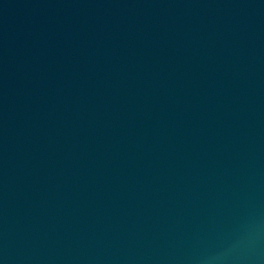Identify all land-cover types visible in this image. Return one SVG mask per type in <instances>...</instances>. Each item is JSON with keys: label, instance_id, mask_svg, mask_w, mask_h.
I'll use <instances>...</instances> for the list:
<instances>
[{"label": "water", "instance_id": "water-1", "mask_svg": "<svg viewBox=\"0 0 264 264\" xmlns=\"http://www.w3.org/2000/svg\"><path fill=\"white\" fill-rule=\"evenodd\" d=\"M0 264H264V0H0Z\"/></svg>", "mask_w": 264, "mask_h": 264}]
</instances>
